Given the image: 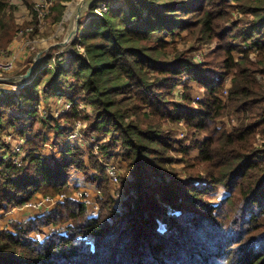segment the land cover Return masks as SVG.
I'll return each instance as SVG.
<instances>
[{
  "label": "trees",
  "instance_id": "trees-1",
  "mask_svg": "<svg viewBox=\"0 0 264 264\" xmlns=\"http://www.w3.org/2000/svg\"><path fill=\"white\" fill-rule=\"evenodd\" d=\"M60 1L56 21L62 3L72 0ZM15 10L0 0V50L14 40ZM233 12L243 19L234 21ZM87 21L67 68L51 58L26 91L0 88V212L23 208L36 195L59 196L74 172L98 188V212L66 199L38 218L12 222L0 230V264H264V83L258 79H264V0L100 2ZM185 33V41L216 42L218 50L198 62L188 55L192 50L177 47ZM192 84L203 90V100L195 102ZM182 85L177 102L174 91ZM58 93L72 102L67 125L86 119L85 136H110L112 144L102 147L106 156L117 139L126 148L122 203L94 154L88 165L78 146L61 158L44 153L48 145H63L69 133L35 109ZM75 100L86 101L93 115H82ZM235 114L238 125L219 127ZM41 125L55 129L54 140ZM4 129L28 138L21 164L6 157ZM181 129L189 144L179 139ZM193 150L199 153L192 160ZM175 154L190 181L171 168ZM220 189L225 198L215 205L207 197Z\"/></svg>",
  "mask_w": 264,
  "mask_h": 264
},
{
  "label": "rangeland",
  "instance_id": "rangeland-1",
  "mask_svg": "<svg viewBox=\"0 0 264 264\" xmlns=\"http://www.w3.org/2000/svg\"><path fill=\"white\" fill-rule=\"evenodd\" d=\"M23 1V8H25V11H21L20 9H18L17 6H14L16 8V10L14 11L13 14V22H14V26L16 28V34L14 37V40L12 42V44L10 46H8L5 49L0 50V64H4L8 61H10L12 59V57L16 58L15 59V70L12 72L13 74L18 73L22 68H24V65H26L27 61H28V57L31 55V53L33 51H38L42 48H44V46H49L51 44L54 43H58L61 42L63 40V37L67 31V27H68V21H67V15L68 12L70 10V7L73 6L78 0H72L69 2H64L65 5V10L62 14V17L60 20L56 21L55 16L58 15L57 13V6L60 4L59 2L55 5L54 8H52L50 14L46 17L45 20H43V22H39L38 18L35 16V14L33 13V2L31 0H22ZM61 2V1H60ZM116 7L118 6H124V4L122 2H117L115 4ZM99 10H103L106 11L107 8L105 7V3H101L98 6ZM29 12V13H27ZM32 15V17H31ZM233 20L236 22H240L241 19H243V15H241L238 12H233ZM85 24L88 23L87 18L84 20ZM33 28L32 32H26V28ZM184 38H186V33L183 34L182 37H177L176 38V42H177V47L181 50V51H187V50H192V53H188V55L193 56L198 62L200 63H205L206 61V57L211 56L213 54H215V52L218 50V44L216 42H213L211 44H198L194 41H185ZM168 40L170 42H173L174 40H172L170 37L168 38ZM17 43L18 46L20 47V50L18 51L17 49H13L14 44ZM237 44H243L242 42L237 41ZM35 49V50H31V49ZM75 51V47L72 48L71 50H68V52L65 53V62H63V67L67 68L69 66V63L73 60V57L70 56L71 52ZM63 54V53H62ZM235 56L238 57V54L235 53ZM256 53H254L251 57L253 58V60L256 62ZM46 62V61H45ZM44 62V64H45ZM54 62L52 61L51 64H53ZM58 63V62H56ZM55 63V64H56ZM43 64V65H44ZM51 64L48 65V67L51 66ZM54 64V65H55ZM42 65V66H43ZM41 66V67H42ZM40 67V68H41ZM42 70H45V68L43 67ZM36 75V74H35ZM34 78V75L32 77V79ZM258 79L260 81H262L264 83V79L259 76ZM33 84V82H32ZM31 84V85H32ZM230 81L229 79H227V91L230 87ZM30 85V86H31ZM194 88V97H195V102L199 101V100H203L204 93L203 90H199L198 86L196 84H192ZM29 87V86H28ZM27 87V88H28ZM27 88L24 90L26 91ZM8 89V87H7ZM184 92V87L183 85L176 88V90L174 91V95H175V101L177 102H182V95ZM14 94V93H11ZM226 92H224V96L225 98H227ZM223 96V98H224ZM75 103H79L80 107L79 109L83 110V114L84 116H86L88 114V116H92L93 115V109L91 108V106L86 102V101H78L75 100ZM23 105V104H21ZM72 102L71 100H69V98H67L66 96H61L60 93H58L56 96H51L48 99H42V102L39 106H36L35 109L37 111H39L40 113V119H44V120H49V119H54L56 121L60 120V126L61 129L63 128L64 130H68V134L66 136V139L64 140V142L62 143L63 145H57L56 147L52 146V145H48L45 150L44 153L46 154L47 157L49 158H53V157H57V158H61L62 156V151L63 150H67L70 147L73 146H78L80 148H82V150H84L86 152V162L89 165L90 164V159L91 156L94 154L97 159L100 161L101 166L103 167V169L106 171L105 166L114 164L117 167V171L119 172V183L118 185L114 186L113 184H111V188L112 191L114 193L115 196H117V201L118 203H122L123 197L125 196V188L123 187V185L120 182V178L125 177L126 176V171H127V163L123 161V159L121 158V156L123 155V152H125L126 148L124 147V145L122 144L120 139L116 140V143H113V147L110 148L109 150V154L108 156L105 155L104 150L102 149V147H107L109 146V144H112V138L110 136H103V135H92V136H85V134H87V130H88V120H79L77 119L75 121V123L73 125H67V123H65V118L66 116H68L71 113V106ZM12 112V111H11ZM11 115L13 113H10ZM17 115L21 114L26 116L27 113L22 112V111H18L16 113ZM28 116V115H27ZM64 118V119H63ZM238 118H241V115L239 114H235L231 117H226L222 120L219 121V127H223L227 130H230L233 125H238ZM26 119V118H25ZM28 119V118H27ZM40 130L48 136L49 140H54L55 138V129H52L50 127H43L42 125L40 126ZM57 136V135H56ZM118 136V135H117ZM188 138V142L187 144L190 143V136H188L187 131L185 129H181L180 130V137L179 139H184V138ZM2 138L3 140H5V142L9 145L10 149L9 152L7 154V158H14L15 162H17L18 164H21L20 159L18 158V155L21 151V153L23 152V147H26L27 142H25V140L22 142V138L19 137V134L17 132L16 129H4L3 133H2ZM65 137H63L62 139H64ZM203 136L200 137V141L203 140ZM257 144H262V140L260 138V136H258L257 138ZM97 147L99 149H97ZM198 150H193V152L190 154L192 160L194 158H196V156L198 155ZM111 154H115L116 156H111ZM175 162H173L172 164V169L177 171L178 173V177L184 181H190L192 176L188 175L186 173V171L184 170V166L185 164L183 163H179L180 160L183 158L181 155H176L175 154ZM264 163V159L262 160ZM76 174H81L82 176L84 175L83 178H81L80 180L77 178V176H75ZM201 174L203 176L204 173L201 172ZM93 175H95L94 171L92 170L88 177H92ZM108 175V174H107ZM87 175H85L83 172H74L71 176L70 179V185L68 186L67 189H65V191L63 192V195L66 196V199H73L76 201H82V202H86L88 203V206L90 208V211L93 215H95L98 212V205L97 202H94V200H92V196H90V193L88 191H86V187H88L87 185H90L92 187V189L96 190V192H98V196L97 198L101 195V193L99 192L98 188L96 187V185L94 183H90L87 182ZM109 177V176H108ZM158 176H153L154 180H157ZM84 178H85V182H84ZM172 179V177L168 176L167 180L170 181ZM87 185H86V184ZM206 183V182H204ZM90 187V188H91ZM72 190V194L74 191V197H71V192ZM225 191L223 189H220L216 194L208 196L207 199L212 202L215 205H218L225 197H224ZM62 195V194H61ZM60 196V195H59ZM59 196L57 197H52L49 196L50 198H55L57 199ZM45 196L42 195H36L31 202L34 203H39V202H43V205H41L39 207V209L36 210H40V213L44 212H50L48 211L46 208H51L52 206L56 207L58 206V204H60L63 201H58L56 200L55 202H45L44 201ZM65 201V200H64ZM30 202V203H31ZM28 203L25 207H29L28 205L30 204ZM24 208V207H23ZM23 208H18V209H23ZM32 208V207H30ZM55 208V209H56ZM17 209H14V211ZM10 211L13 210H9V211H3L6 214ZM0 220H1V216H0ZM162 227L164 228V226L162 225ZM6 227H2L0 225V230H5ZM9 228V226H8ZM10 229V228H9ZM43 237V238H42ZM41 239L45 238V234L40 235Z\"/></svg>",
  "mask_w": 264,
  "mask_h": 264
},
{
  "label": "water",
  "instance_id": "water-1",
  "mask_svg": "<svg viewBox=\"0 0 264 264\" xmlns=\"http://www.w3.org/2000/svg\"><path fill=\"white\" fill-rule=\"evenodd\" d=\"M118 0H78L68 19L67 31L63 40L58 43L47 45L44 48L31 53L24 68L12 75H0V84L16 86L32 79L45 61L53 58L55 54H65L74 48V44L80 38L83 22L90 15L94 6L100 2H114Z\"/></svg>",
  "mask_w": 264,
  "mask_h": 264
},
{
  "label": "built area",
  "instance_id": "built-area-1",
  "mask_svg": "<svg viewBox=\"0 0 264 264\" xmlns=\"http://www.w3.org/2000/svg\"><path fill=\"white\" fill-rule=\"evenodd\" d=\"M20 1H22V0H9L10 4L12 6H17V7H19L18 5H19ZM31 1L33 2V13L35 14V16L38 18L39 22H41V23L50 14L52 8H54L55 5L59 2V0H31ZM22 4H23V1H22ZM25 31L30 33L33 31V28L32 27L26 28ZM31 50L33 51L35 49L32 48ZM35 51H33V52H35ZM73 54H74V52H71L70 56L73 57ZM65 56H66L65 54H61V53L55 54L52 58L53 62L54 63H56V62L63 63L66 60ZM15 59L16 58L12 57V59L10 61H8L4 64H0V75H12L13 74L12 72L15 70ZM33 79L26 81V82H23V83L16 85V86H12V85L7 86V85L0 84V88L4 92H7V93L23 92L28 86H30L32 84ZM7 87H8V89H7ZM225 92H226V94H228L227 89ZM97 149H99V148L97 147ZM111 156L115 157L116 155L111 154ZM105 168H106V171H107V174L109 176L111 183L114 186L118 185V183H119V172L117 171L116 165L111 164V165L105 166ZM56 200L64 201V200H66V196L63 195V193H62V195L60 194V196L57 199L50 198L49 196L45 197V199H44V201L47 203L48 202H55ZM86 204L88 205V203H86ZM41 205H43V202H39V203L31 202L28 206L32 207V208L39 209V207Z\"/></svg>",
  "mask_w": 264,
  "mask_h": 264
},
{
  "label": "crops",
  "instance_id": "crops-1",
  "mask_svg": "<svg viewBox=\"0 0 264 264\" xmlns=\"http://www.w3.org/2000/svg\"><path fill=\"white\" fill-rule=\"evenodd\" d=\"M59 3H61L60 2V0H59ZM63 5H64V3H62ZM19 7H18V9H20L21 11H25L26 12V10H25V8H23V6H22V1H20L19 2V5H18ZM65 6V5H64ZM27 13H29V12H27ZM31 17H32V15H31ZM45 47V46H44ZM13 49H17L18 51L20 50V47L18 46V44L17 43H15L14 44V46H13ZM25 66V65H24ZM17 113V112H16ZM15 113V114H16ZM17 115V114H16ZM20 116H23L24 118H28V116L26 115V116H24V115H21V114H19ZM22 140V142L25 140V142H27V140H28V138H26V139H21ZM22 148H23V152L21 153V151H20V153L19 154H17L18 155V158L20 159V161L22 162V160L24 159V157L28 154V152L29 151H26L25 150V147H23L22 146ZM75 176H77V178L80 180L81 178H83L84 177V175L82 176L81 174H76ZM84 182H85V178H84ZM86 184V183H85ZM87 185V184H86ZM88 187H86V191H88L89 193H90V196H92V200H94V202H97V196H98V192H96V190L94 189H92V187L90 186V185H87ZM91 187V188H90ZM70 194H71V197L73 198L74 196V191H73V194H72V190H71V192H70ZM56 207H54V206H52L51 208H46L48 211H53L54 209H55ZM44 214V212H42V213H40V210H36V209H33V208H30V207H24L23 209H17V210H13V211H10V212H8L7 214L5 213V212H0V216H1V220H0V225L2 226V227H6L5 228V230H9V228H10V224L12 223V222H27V221H29V220H32V219H35V218H38V217H40V216H42ZM8 226H9V228H8Z\"/></svg>",
  "mask_w": 264,
  "mask_h": 264
},
{
  "label": "bare ground",
  "instance_id": "bare-ground-1",
  "mask_svg": "<svg viewBox=\"0 0 264 264\" xmlns=\"http://www.w3.org/2000/svg\"><path fill=\"white\" fill-rule=\"evenodd\" d=\"M73 9H74V5L70 7V10H69V12H68V15H67V18H66V19H67V21H68V19H69L70 15H71V13H72Z\"/></svg>",
  "mask_w": 264,
  "mask_h": 264
}]
</instances>
